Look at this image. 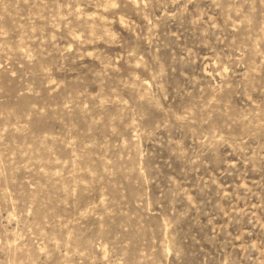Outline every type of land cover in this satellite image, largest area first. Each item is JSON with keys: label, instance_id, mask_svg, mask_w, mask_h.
I'll return each instance as SVG.
<instances>
[{"label": "rangeland", "instance_id": "rangeland-1", "mask_svg": "<svg viewBox=\"0 0 264 264\" xmlns=\"http://www.w3.org/2000/svg\"><path fill=\"white\" fill-rule=\"evenodd\" d=\"M0 264H264V0H0Z\"/></svg>", "mask_w": 264, "mask_h": 264}]
</instances>
